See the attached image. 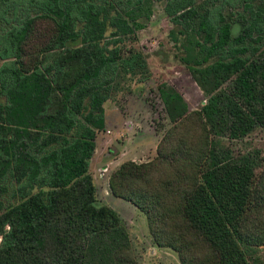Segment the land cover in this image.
Returning <instances> with one entry per match:
<instances>
[{
	"label": "trees",
	"instance_id": "1",
	"mask_svg": "<svg viewBox=\"0 0 264 264\" xmlns=\"http://www.w3.org/2000/svg\"><path fill=\"white\" fill-rule=\"evenodd\" d=\"M157 1L186 36L183 60L206 103L191 111L162 83L171 127L153 160L114 170L110 191L180 264H259L264 161L224 139L264 130V0H230L249 13L237 35L233 14L208 8L228 0ZM154 2L0 0V264H138L91 163L119 83L152 78L133 23Z\"/></svg>",
	"mask_w": 264,
	"mask_h": 264
},
{
	"label": "rangeland",
	"instance_id": "2",
	"mask_svg": "<svg viewBox=\"0 0 264 264\" xmlns=\"http://www.w3.org/2000/svg\"><path fill=\"white\" fill-rule=\"evenodd\" d=\"M205 1V0H203ZM226 1V0H220ZM261 3L257 1L256 6ZM152 14L138 18L133 25L138 35L137 47L146 55L152 72L151 80L142 83L121 82L115 95L105 105L107 128L99 133L97 152L92 164L100 200L115 209L126 221L134 243L138 264H180L178 256L168 249L157 247L149 235L146 216L132 204L114 197L109 178L117 165L126 161L145 163L157 156L158 145L170 129L158 87L168 83L188 103L191 111H198L206 103L203 91L195 83L188 65L184 62L185 35L181 26L172 22L164 12V3L155 0ZM221 11L230 18L234 33L240 31L242 17H249L244 4L228 0L208 7ZM139 79V78H138ZM235 154L259 153L264 161V130L257 129L242 141L224 139ZM111 162L112 164L108 163ZM110 169L108 171V168ZM258 170V174H261ZM7 195L0 196L6 206ZM259 264H264V247L258 253Z\"/></svg>",
	"mask_w": 264,
	"mask_h": 264
},
{
	"label": "crops",
	"instance_id": "3",
	"mask_svg": "<svg viewBox=\"0 0 264 264\" xmlns=\"http://www.w3.org/2000/svg\"><path fill=\"white\" fill-rule=\"evenodd\" d=\"M93 161H94V159L92 160V163H91V170H92V164H93ZM133 161H134V160H133ZM109 164H112V163L109 162L108 165H109ZM117 166L119 167V165H117ZM118 167H117V168H118ZM95 179H96V178H95Z\"/></svg>",
	"mask_w": 264,
	"mask_h": 264
},
{
	"label": "built area",
	"instance_id": "4",
	"mask_svg": "<svg viewBox=\"0 0 264 264\" xmlns=\"http://www.w3.org/2000/svg\"><path fill=\"white\" fill-rule=\"evenodd\" d=\"M108 168V167H107ZM110 169V167L107 169V170H105V171H108Z\"/></svg>",
	"mask_w": 264,
	"mask_h": 264
}]
</instances>
